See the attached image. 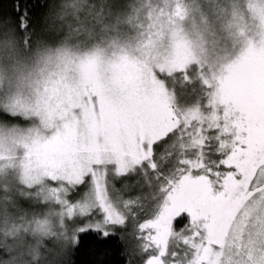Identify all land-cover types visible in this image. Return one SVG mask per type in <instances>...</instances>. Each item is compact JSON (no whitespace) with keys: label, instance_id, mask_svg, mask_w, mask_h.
<instances>
[{"label":"snow or ice","instance_id":"6c2138e0","mask_svg":"<svg viewBox=\"0 0 264 264\" xmlns=\"http://www.w3.org/2000/svg\"><path fill=\"white\" fill-rule=\"evenodd\" d=\"M8 3L0 264H264V0Z\"/></svg>","mask_w":264,"mask_h":264},{"label":"trees","instance_id":"16d2710c","mask_svg":"<svg viewBox=\"0 0 264 264\" xmlns=\"http://www.w3.org/2000/svg\"><path fill=\"white\" fill-rule=\"evenodd\" d=\"M8 2L9 3L6 5V10L10 11V0H8ZM41 2H43V0H41ZM247 63H248L249 66L253 67V63H254L253 52L248 57ZM125 130H128V129L125 127ZM200 191H201V189H199L198 187L189 186L188 189L186 190V196L189 197V198L195 197L197 195V193L200 192Z\"/></svg>","mask_w":264,"mask_h":264},{"label":"rangeland","instance_id":"374dc122","mask_svg":"<svg viewBox=\"0 0 264 264\" xmlns=\"http://www.w3.org/2000/svg\"><path fill=\"white\" fill-rule=\"evenodd\" d=\"M253 60H254V63H253V67H257L261 64H264V54L261 53L260 50H256L253 52ZM118 131V134H119V129L117 130ZM128 130H125V132H127ZM119 141H117L118 143Z\"/></svg>","mask_w":264,"mask_h":264}]
</instances>
